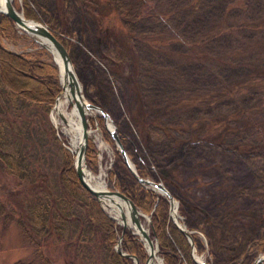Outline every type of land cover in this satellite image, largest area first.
<instances>
[{
	"label": "trees",
	"instance_id": "obj_1",
	"mask_svg": "<svg viewBox=\"0 0 264 264\" xmlns=\"http://www.w3.org/2000/svg\"><path fill=\"white\" fill-rule=\"evenodd\" d=\"M20 1H12L13 6L26 17L45 18L51 30L57 29L55 36L68 51L71 39L62 33L72 32L63 22L62 9L71 2L88 14L97 34L112 40L127 55L131 68L125 79L138 97L136 106L128 110V119L165 186L172 183V176L163 170V161L183 160L201 147L239 157L264 155V0H56L52 11L43 0ZM113 15L117 23L105 20ZM0 33L9 39L17 37V28L2 13ZM136 43L144 46L145 55L135 48ZM58 90L55 64L0 44L1 170L18 179H30L25 152L14 141L13 132H5L11 126L8 123H13L3 120L7 108L11 104L16 112L18 106L36 103L48 109ZM96 118L109 138L102 117ZM49 127L53 134L52 125ZM117 134L137 174L147 176V154L128 150L127 136ZM85 162L94 169L95 147L88 140ZM108 179L110 189L119 190L138 209L149 213V233L155 236L165 264H194L190 245L168 217L166 196L139 184L118 151ZM28 181L29 196L14 198L11 204L0 199V225L15 222L23 239L33 247L30 259H16L11 264H52L42 252L51 233L63 242L65 264H76L75 255L83 263L132 264L130 258L113 250L121 226L81 186L70 152L64 151L56 190ZM243 191L219 194L225 202L203 222L211 264H225V251L245 245L257 234L264 252V204L240 205L237 197ZM96 237L99 241L95 242ZM120 246L135 255L138 264L144 263L146 252L127 228Z\"/></svg>",
	"mask_w": 264,
	"mask_h": 264
},
{
	"label": "rangeland",
	"instance_id": "obj_2",
	"mask_svg": "<svg viewBox=\"0 0 264 264\" xmlns=\"http://www.w3.org/2000/svg\"><path fill=\"white\" fill-rule=\"evenodd\" d=\"M12 1L21 2L20 0ZM43 2L46 9L52 11L56 0H43ZM17 10L22 11L21 9ZM62 11L63 22L72 32V34H65L64 31L65 33L62 35L71 39L67 52L79 80L82 97L107 112L109 117L107 123H111L115 127L116 133H123L127 136L126 146L130 148L128 150H134L136 154H147L150 168L149 174L144 177L160 181L173 196L176 201V213L179 216V221L190 231L195 240L193 254L195 251L206 263L211 264L206 226L203 222L213 209L218 210L220 205L225 202L223 196L219 197V194L225 192L244 190L238 193L237 201L245 207L264 204V155L239 157L221 149L201 147L183 160L163 161L165 163L162 167L163 170L172 176V183L168 182L165 186V182L163 183L156 175L158 170L148 155L149 151L140 145L128 119V110L136 106L138 97L131 92L129 81L125 79L128 76L127 71L129 72L131 68L128 65L127 55L120 52L112 40L104 39V36L97 34L98 30L90 21L88 14L75 3L68 2ZM105 18L110 23L118 22L115 15ZM35 20L47 26L45 18L40 17ZM49 29L51 30V28ZM52 31L56 32L57 29L52 28ZM0 44L10 51L30 53L31 56H38L54 64L51 53L18 28L17 37L14 39L6 38L0 33ZM39 48H44V51L37 52ZM135 48H138L143 55L146 54L141 43H136ZM70 105L67 102L65 109L68 110ZM48 112L49 108L36 103L18 106L16 112H13L10 104L6 110L3 120H12L13 123L5 122L9 126L11 125L5 129V132L6 134L13 132L11 134L15 136L14 141L18 142L25 152L26 161H28L31 170L30 179H27L28 177L18 179L0 169V199L8 204H11L10 202L14 198L18 200L17 198L29 196L31 183L28 180H34V183L39 186L48 188L50 186L52 190L57 189L58 171L64 151L67 149L61 145L57 137L54 136L55 134H52ZM98 115L97 112L93 117L90 114L86 115L87 127L90 130L86 141L88 140L95 147L94 169L90 170L88 166L87 168L94 176L99 179L103 178L101 180L104 185L110 188L109 170L114 166L118 149L111 136L107 138L98 127L96 118ZM57 118L59 119L58 116ZM62 138L68 143L67 136L63 134ZM70 153L72 164V152ZM130 161L134 166L133 161L131 159ZM181 202H183V206H181ZM102 210L105 214H114L108 208ZM145 214L149 215V213ZM143 223L147 226L144 220ZM246 226L245 232L247 231ZM236 229V232H241L239 228ZM151 230L152 227L149 228V232ZM150 237L156 239L154 235H150ZM96 241H99L98 237H96ZM261 247L262 238L260 234H257L247 240L245 245L238 244L233 249L225 251L222 254V259L225 264H252L254 258L264 255ZM176 251L180 253L178 249ZM42 252L51 259L52 264H65L63 242L54 233H51L43 242ZM70 252L73 254V251ZM32 255L33 247L23 239L15 222L10 221L5 226L0 225V264H11L16 259H30ZM190 260L197 264L191 259V256ZM74 262L76 264H91L90 260L83 263L80 256L77 255L74 256ZM162 262L165 264L163 259ZM256 264H264V256Z\"/></svg>",
	"mask_w": 264,
	"mask_h": 264
},
{
	"label": "water",
	"instance_id": "obj_3",
	"mask_svg": "<svg viewBox=\"0 0 264 264\" xmlns=\"http://www.w3.org/2000/svg\"><path fill=\"white\" fill-rule=\"evenodd\" d=\"M0 13L6 15L20 31L25 34L31 36L40 46L44 47L48 50L51 55L54 64L57 67V76L60 88L53 99V103L49 108L48 117L52 124L54 134L61 143V145L72 152V164L74 168V172L76 177L78 178L80 184L83 188L93 196L97 202L100 204L101 208H108L114 212L113 215L107 214L110 218L114 219L116 223L121 225V229L119 235L117 236L115 243L113 245V249L116 253L126 256L132 260L133 264H138L137 258L135 255L127 253L121 249L120 241L122 237V233L124 228L131 230L134 233L138 240L141 242L145 252L146 259L143 264H152L153 262V254H159L157 248L156 239L151 238L149 235V228H151V221L149 219V215L145 214L141 210H139L134 203L122 192L116 189H109L104 187L102 189L95 188L89 180L86 178L83 168H87L85 163V144L87 134L90 131L87 127V119L86 114L83 111V108L88 109L89 111L95 110L99 115H101L103 119V124L105 129L109 132L111 138L113 139L116 148L118 149L121 157L123 158L126 167L135 177L136 181L142 186L153 189L155 192H159L167 197L168 201V217L173 223V225L177 228V230L184 236L187 242L190 245V256L191 259L197 264H209L206 263L202 258L199 260L194 259L193 257V241L191 238L190 231L187 230L184 225L179 221V216L176 213V201L173 196L167 191V189L163 186L160 181L152 180L148 177L139 176L131 163L126 151L124 150L121 142L118 139L117 133L115 131V127L111 124L108 126L109 117L107 112L104 111L99 106L92 104L86 101L81 94V87L79 80L75 74L73 69V65L67 49L63 46V44L56 38L55 34L52 30H50L45 24L42 22L25 17L22 11L17 10L11 0H3V6L0 8ZM53 48L60 60V64L54 59V56L49 48ZM68 86L69 93L74 100L75 106L79 113V120L81 124V138H80V150L76 153V151H72L69 147V142L67 143L62 138L64 134L57 126V123L54 120L52 114V108L56 102L57 97L62 93L65 87ZM59 119L64 122V116L61 113H58ZM90 116H94V114L90 113ZM121 201L124 202L125 206L121 205ZM173 202L175 204V209L173 210V214L171 210L173 209ZM118 217V218H117ZM143 220L146 222L147 226L143 223ZM159 256V255H158ZM264 256V255H263ZM263 256H257L254 258L252 264H256L257 261ZM161 258V256H159ZM162 259V258H161ZM164 264V263H163Z\"/></svg>",
	"mask_w": 264,
	"mask_h": 264
},
{
	"label": "bare ground",
	"instance_id": "obj_4",
	"mask_svg": "<svg viewBox=\"0 0 264 264\" xmlns=\"http://www.w3.org/2000/svg\"><path fill=\"white\" fill-rule=\"evenodd\" d=\"M2 6H3V0H0V8H2ZM49 49L51 50L54 56V59L60 64V60L55 50L52 47ZM67 102L71 104L68 110L65 109V105L67 104ZM83 111L85 112L86 115L90 113L92 114L96 113L95 110L89 111L88 109H85V108H83ZM58 113H61L64 116V119H65L64 122H62L61 120L57 118ZM52 114H53L55 122L57 123L58 128L64 133L65 136H67L69 147L71 148V150L72 151L75 150L76 153L79 152L80 150L79 142L81 138V124L79 120L78 110L75 106L73 98L71 97L69 93L68 86H66L65 89L62 91V93L57 97L54 107L52 108ZM108 126L110 127L111 123H108ZM83 171L85 173L86 178L89 180L91 185H93L95 188L102 189L106 187L104 185V182L101 180L103 178L99 179L98 177L94 176V174H92L91 171H88L86 168H83ZM121 205L125 206L123 201H121ZM172 208L173 209L171 210V213L173 214V210L175 209L174 202H173ZM193 257L196 260H199L201 258V256H198L195 253V251H194ZM152 262H153L152 264H163L162 259L156 254H153Z\"/></svg>",
	"mask_w": 264,
	"mask_h": 264
}]
</instances>
